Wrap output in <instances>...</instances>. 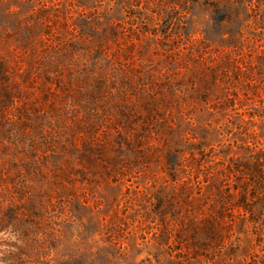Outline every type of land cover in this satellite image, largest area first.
Masks as SVG:
<instances>
[{"label":"rangeland","instance_id":"obj_1","mask_svg":"<svg viewBox=\"0 0 264 264\" xmlns=\"http://www.w3.org/2000/svg\"><path fill=\"white\" fill-rule=\"evenodd\" d=\"M0 264H264V0H0Z\"/></svg>","mask_w":264,"mask_h":264}]
</instances>
